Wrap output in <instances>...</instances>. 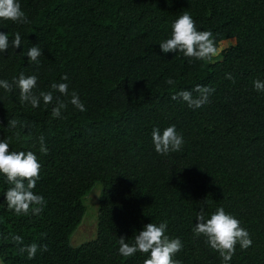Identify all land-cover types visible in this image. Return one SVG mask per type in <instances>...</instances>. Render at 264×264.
<instances>
[{"label":"trees","instance_id":"1","mask_svg":"<svg viewBox=\"0 0 264 264\" xmlns=\"http://www.w3.org/2000/svg\"><path fill=\"white\" fill-rule=\"evenodd\" d=\"M19 3L30 23L0 20L10 41L16 32L22 37L20 48L0 54V79L36 74L37 94L67 83L87 110L69 103L61 118H53L54 102L41 100L32 108L19 102L18 89L0 88V140L7 139L12 151L37 155L42 168L34 192L47 201L40 215H15L4 196L10 185L0 175V263L143 264L147 254L119 255V238L131 244L144 225L167 221V234L183 243L174 259L223 264L192 230L202 208L207 219L223 207L253 241L247 250L237 245L229 264H264V93L253 87L264 81V0ZM184 12L198 30L213 33L217 46L232 38L234 44L213 63L162 52L159 44ZM35 45L42 49L38 66L26 56ZM168 78L174 86L165 83ZM198 84L215 89L209 104L193 110L171 98ZM12 118L31 124L30 134L7 128ZM171 125L185 143L179 152L160 155L152 129ZM41 135L47 155L39 152ZM96 184V235L72 245L70 236L86 213L85 196ZM12 235L22 236L24 245L47 244L48 251L29 260Z\"/></svg>","mask_w":264,"mask_h":264},{"label":"clouds","instance_id":"2","mask_svg":"<svg viewBox=\"0 0 264 264\" xmlns=\"http://www.w3.org/2000/svg\"><path fill=\"white\" fill-rule=\"evenodd\" d=\"M0 20L12 21L16 24L30 23L19 0H0ZM21 45L22 37L19 32L15 33L11 41L8 34L0 32V54L10 47L16 49L20 48ZM159 46L164 53H182L185 58L189 59V62L196 60L213 63L222 51L217 46L213 33L198 30L194 19L187 12H184L172 23L170 38L162 41ZM41 55L42 49L35 45L29 48L26 56L29 59V64L38 66ZM225 78L235 82L231 73H227ZM61 79L67 80L68 77L65 75ZM37 83L38 76L36 74L26 76L21 72L18 77H13L11 82L0 79V88L8 93L18 89L19 102L21 104L28 103L32 108L40 107L41 100L44 105H50L54 102L51 109L53 118H61L69 103L81 112L87 110L80 100L79 94L76 91L69 92L67 83H52V91H40L38 94L34 91ZM165 83L174 86L176 81L168 78ZM253 87L257 92L264 93V81L259 79L253 81ZM54 91L58 92L60 96H54ZM214 92L213 87L198 84L191 90L177 92L171 98L173 100L180 99L188 108L196 110L209 104L211 102L210 97ZM60 97H70V99L65 101ZM18 127L27 128L30 134L32 125L16 118L8 121L7 128L15 130ZM19 135L17 132V138ZM151 138L155 151L160 155L179 152L185 143L182 134L177 132L175 125L168 126L163 130L154 127ZM38 143L39 152L42 155H47L49 149L43 135L38 137ZM41 168L42 165L33 151H12L7 139L0 140V175L6 177V181L10 185L4 192V196L8 210L15 215L37 216L44 211L47 204L46 199L34 192L37 182L41 179ZM196 219L198 223L192 229L195 237H204L205 243L219 254L223 264H229L232 260L237 245L241 250H247L253 244L250 233L241 227L240 220L227 213L223 207L217 208L207 219L202 208L197 213ZM167 232V221H162L159 224L148 223L144 225L142 231L134 235L133 243L126 242L124 237L119 238L118 253L124 258L133 257L137 252L147 254L143 264H181L174 257L182 251L183 243L180 238H172ZM11 239L18 247L19 253H26L29 260L34 259L38 251H48L47 244L24 245L23 237L20 235H12Z\"/></svg>","mask_w":264,"mask_h":264},{"label":"rangeland","instance_id":"3","mask_svg":"<svg viewBox=\"0 0 264 264\" xmlns=\"http://www.w3.org/2000/svg\"><path fill=\"white\" fill-rule=\"evenodd\" d=\"M234 44V39L223 40L219 42L218 47L223 49L229 45ZM100 191V185L96 184L85 196L86 213L82 218V221L78 227L73 231L70 236V242L72 245H78L88 239L94 238L96 235V211L98 194ZM1 264V263H0Z\"/></svg>","mask_w":264,"mask_h":264}]
</instances>
